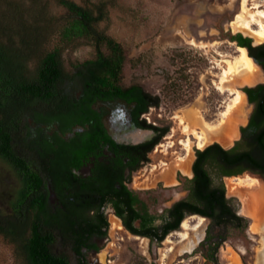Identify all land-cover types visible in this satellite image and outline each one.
<instances>
[{"label": "trees", "instance_id": "1", "mask_svg": "<svg viewBox=\"0 0 264 264\" xmlns=\"http://www.w3.org/2000/svg\"><path fill=\"white\" fill-rule=\"evenodd\" d=\"M54 1L62 13L54 28L59 45L50 50L42 48L45 37L38 28H28L21 22L13 26L0 23V159L19 180L18 189L8 201V212L0 211V237L13 247L23 264H68L56 241L60 239L64 248L78 254L87 235L106 225L101 217L94 221L86 214L94 209L98 215L113 191L112 180L100 181L99 185L106 188L91 192L70 171L78 168L83 156L97 150L101 138L111 150L116 147L102 127L104 109L93 106L122 102L130 108L135 125L150 127L137 118L159 104L156 96L140 86L119 83L125 55L119 44L97 27L106 19L102 5L94 6L91 0H80L81 4ZM238 37L240 42L248 40ZM76 42L92 45L95 56L68 73L62 67L60 51L62 46ZM74 126L82 131L63 140L61 135ZM158 130L157 138L142 153L144 162L145 152L168 131L167 127ZM241 132V138L228 149L213 143L195 150L192 177L184 182L188 194L174 205L172 221L158 240L178 226L182 211L175 215L182 207L184 212L210 220L207 233L216 226L238 227L244 222L235 214L234 198L226 197L222 179L254 172L264 184V132L252 140L246 136V127ZM130 150L139 151L137 147ZM77 183L80 185L75 186ZM51 193L63 203L61 209L56 206L57 212L48 204ZM124 194L128 192L124 190ZM90 195L98 199L92 206L88 205ZM77 202L80 206H75ZM146 230L147 236L155 234L152 228Z\"/></svg>", "mask_w": 264, "mask_h": 264}, {"label": "rangeland", "instance_id": "2", "mask_svg": "<svg viewBox=\"0 0 264 264\" xmlns=\"http://www.w3.org/2000/svg\"><path fill=\"white\" fill-rule=\"evenodd\" d=\"M72 1L81 4L80 0ZM91 2L94 6L102 5L106 13V19L98 23V29L118 43L125 55L119 83L122 86L138 85L159 100L158 106L149 108L143 117L147 124L167 127L168 131L149 154V162L132 174L130 186L149 192L145 197L156 195L157 204L162 206L168 200L185 195L184 176L191 175V172L182 173L177 169H174L172 174L164 173L166 167L161 164L165 162L169 167H174L177 158L185 153L179 141L186 136L181 133V126L174 116L186 117L189 112H194L211 125L217 124L220 120L218 113L224 110L223 101L232 98L227 93H219L214 86L221 67L223 68L220 61L237 55L236 44L224 36L226 31L232 34L240 33L252 42L262 40L246 32L233 30L230 26L240 11L238 0ZM257 3L264 9V0L249 1L250 6ZM61 13L54 0H0L1 25L13 26L21 22L28 28H38V32L45 37L42 44L44 50L59 45L54 28L61 19ZM191 40L205 46L195 47L190 44ZM72 45L62 46L60 51L62 67L68 73L73 72L77 64L95 56L94 47L90 44L76 42ZM103 51L107 53L105 48ZM263 81L262 71L255 66L249 82L232 83V88L241 92L244 87ZM243 98L241 111H236L228 124L233 139L230 144L223 146L225 148L239 139V128L246 124L251 112V106L245 96ZM189 124L191 131H203L205 128L190 122ZM171 131L173 136L169 139L167 136ZM131 133L123 134L124 139H128ZM170 142L172 146L168 147ZM191 142L193 160L194 150L197 149L194 136H191ZM214 142L216 141L206 145ZM239 178L242 181L237 180ZM222 181L226 196L236 199L240 213L249 217V229L252 232L249 235L232 233L230 240L219 251V261L222 264H238L240 261L242 264H256L261 249H264V228L258 226H261L264 220V210H261L252 198L257 186L264 200L263 182L250 172H244L235 179L223 178ZM18 186L16 174L0 159V211L8 212V201ZM109 220L107 239L102 243V254L110 259L112 264H205L198 253H184L197 248L199 237L202 239L204 236L207 220H204L197 230L189 231L186 240L181 241L178 235L173 234L169 237L171 243L165 240L157 247L121 230L113 217ZM190 224L194 225L195 220ZM181 231L182 229L179 232ZM240 248L245 250L244 254L239 253ZM0 264H23L15 255L13 247L1 237Z\"/></svg>", "mask_w": 264, "mask_h": 264}, {"label": "flooded vegetation", "instance_id": "3", "mask_svg": "<svg viewBox=\"0 0 264 264\" xmlns=\"http://www.w3.org/2000/svg\"><path fill=\"white\" fill-rule=\"evenodd\" d=\"M220 31L223 32L222 29ZM238 35L242 38H246L240 33L232 34L229 31H226L224 36L227 37L229 41L234 42L236 46L245 48L247 55L252 59L254 65L260 69L264 75V41L252 42L251 39L246 38L248 40L240 42ZM241 93L245 96L247 103L251 106V112L246 124L239 128V139L242 136L241 128L246 127V136L249 140H252L254 138H258L259 135L264 132V81L258 82L252 86L244 87ZM151 107L153 106H150L149 108ZM93 108L104 109L101 117L102 127L106 136L115 143L116 147H113L111 150V147L107 142H105V139L101 138V142L97 145V150L83 156L79 161L78 168H71L70 171L79 178L77 181H81L87 189L91 190V192L98 190L97 188L104 190L106 187L102 184L99 185V183L107 178L113 182L111 185L113 191L110 195L106 196V200L97 212L98 215H96V211L94 209H89L87 212L86 216H88L89 219H94L95 221L101 217L106 225L101 227L100 231L87 235V240L80 248V252L78 254L68 250V247L64 248L59 241L60 239L56 241L58 249L65 252L68 264H112V261L107 259L106 256L102 254V243L107 239L110 217L115 219L118 223L117 227L120 226L119 228L121 230H124L136 239L147 240L150 245L157 247L161 243H164L169 235H177L176 233L181 230L182 222L186 218L193 215L207 220L208 224L205 228L203 238L200 239L199 237L198 239L197 248L192 249L191 251H185L184 254L189 255L190 253H198L205 264H222L219 261V251L221 247L230 240L232 233L249 235L251 234L250 232H252L249 229V217L240 213L241 209L239 208V204L236 199H234L233 202L236 208L235 214L236 216L244 219V222L241 223L240 226H216L213 231H209L207 233L210 220L199 214L184 212V207H182L181 210L179 209L180 211L177 210L175 215L177 216L182 211V217L178 222V226L173 230H169L160 240H158V235L167 228V223L172 221L171 210L174 205L184 200L188 194L184 182L186 179H190L192 177L191 166L195 159V150H202L206 146L213 143L206 145L202 149L197 148L194 150V158L190 166L191 175L184 176L185 180L183 182V191L185 195L175 200H168L160 206V204H157L156 195H152L151 198L145 197V194H148L149 192L134 189L130 186V183L132 174L137 172L143 165L149 162V154L153 151L154 147L159 144L161 138L165 136L167 132L160 138L159 142H157L150 150L145 152L144 155L147 161L144 162L142 161V153L157 138L159 134L158 129L162 127H158L150 123L147 124L145 118L143 117L147 112L141 113L137 120L140 123L144 120L145 124L150 125V127L135 125L136 123L134 124V122L136 121L134 120L133 122L130 108L126 107V105L122 102H110L100 105L97 104L94 105ZM78 131H82V128L80 126H74L69 132L61 135V138L68 141L73 137V134ZM129 132H132L131 136H128V139H124L123 134ZM261 141L264 143V134L261 137ZM217 144L220 145V143ZM231 146L226 148L223 146L221 147L228 149ZM132 147H137L139 151L133 152L130 150ZM137 164H139L137 168H134ZM250 173L255 174L254 172ZM225 178H238V176ZM79 185L80 183L75 184V186ZM46 188L50 190V185L47 184ZM124 190L128 192L127 195L124 194ZM88 198L89 206L98 202L95 195L94 197L90 195ZM48 201V204L51 206L53 212H57L56 206L60 209L61 206H63V203L60 201V197L52 193L50 194ZM75 206L80 205L77 202V205L75 203ZM143 224H147L149 226L144 228ZM147 228H152L155 232L152 237L144 234V232L147 231ZM263 242L264 238H262V243ZM239 253L244 254L245 250L240 248ZM230 264L236 263L232 262ZM238 264H242V262L240 261Z\"/></svg>", "mask_w": 264, "mask_h": 264}, {"label": "bare ground", "instance_id": "4", "mask_svg": "<svg viewBox=\"0 0 264 264\" xmlns=\"http://www.w3.org/2000/svg\"><path fill=\"white\" fill-rule=\"evenodd\" d=\"M240 11L233 18L230 26L233 27V30H239L250 34L256 39L264 41V9H261V4L259 5H249L250 0H238ZM191 45L195 47H204L205 45H198L194 41L191 40ZM237 55L232 56L230 59H222L220 63H223V68L221 67V72L219 74L218 81L214 83L215 89L221 93H227L232 98H227L223 101L225 104L224 110L218 113L220 118L219 122L215 125H211V123L206 122L202 117L196 116L194 112H189V115L186 117L176 115L174 118L178 121V124L181 126V133L186 136L185 139L180 140L179 144L183 146L185 151L184 155L180 156L176 160V164L174 167H169L168 163L162 162V166H165L164 173L172 174L174 169L179 170L182 173L190 174V165H191V136H194L196 141V148L202 149L207 143L211 141H216L220 143L222 146H226L231 143L233 139V134L230 132L229 123H231V117L236 111H241L244 96L241 92L234 90L232 88V83L235 82H249L250 75L255 71V65L252 59L247 55L246 49L243 47L236 48ZM222 55V54H221ZM229 56V55H228ZM226 56V57H228ZM224 58V57H223ZM221 65V64H219ZM200 125L205 128L203 131H191V125ZM173 131L167 136V138H171L173 136ZM172 142L168 147H171ZM235 179V178H233ZM242 181L241 178L237 179ZM248 180V179H247ZM255 186L253 192V201L264 210V200L262 198L261 190ZM195 220V224L191 225L190 222ZM204 219L198 217L196 215L190 216L186 218L182 224V231L176 233L181 241H184L188 238V232L192 230H197L203 224ZM260 228H264V220L262 221ZM171 235L166 239L167 243H171L169 239ZM172 249V248H170ZM258 259L256 264H264V249L258 255Z\"/></svg>", "mask_w": 264, "mask_h": 264}, {"label": "water", "instance_id": "5", "mask_svg": "<svg viewBox=\"0 0 264 264\" xmlns=\"http://www.w3.org/2000/svg\"><path fill=\"white\" fill-rule=\"evenodd\" d=\"M230 35V34H229Z\"/></svg>", "mask_w": 264, "mask_h": 264}]
</instances>
